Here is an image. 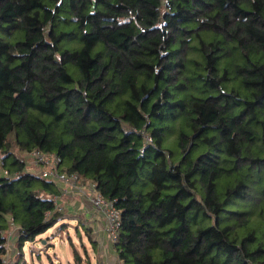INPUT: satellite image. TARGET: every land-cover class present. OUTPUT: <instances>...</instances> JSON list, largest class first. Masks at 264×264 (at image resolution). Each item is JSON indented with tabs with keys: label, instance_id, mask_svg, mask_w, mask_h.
<instances>
[{
	"label": "trees",
	"instance_id": "1",
	"mask_svg": "<svg viewBox=\"0 0 264 264\" xmlns=\"http://www.w3.org/2000/svg\"><path fill=\"white\" fill-rule=\"evenodd\" d=\"M33 150L115 201L121 264H264V0H0V264L65 218Z\"/></svg>",
	"mask_w": 264,
	"mask_h": 264
},
{
	"label": "crops",
	"instance_id": "2",
	"mask_svg": "<svg viewBox=\"0 0 264 264\" xmlns=\"http://www.w3.org/2000/svg\"><path fill=\"white\" fill-rule=\"evenodd\" d=\"M90 183L91 181H86V184L81 185L82 188H80L81 186L73 188L69 184L57 183L59 193L53 197L54 200L57 201V207L65 214V218L59 221L55 226H58L60 223H62V225L71 224L73 227L80 229L81 234L84 229L87 231L88 236L89 238L91 237V239L89 240V238L86 237L88 241L83 242L84 245H86L85 249L88 254L94 258V261L91 264H121L114 245H112L107 238L105 216L103 213L94 209V206L90 202ZM53 227L50 229H53ZM18 233L19 227L15 225L7 231L8 248L10 249L13 258L19 251L17 246ZM42 234L38 235L33 241H36ZM28 242H26L25 245H27ZM25 245L23 251L25 250ZM90 245L94 252L93 254L89 250L91 248ZM73 248L78 251L76 247ZM25 256L26 252L24 251V258ZM83 262L80 264H84Z\"/></svg>",
	"mask_w": 264,
	"mask_h": 264
},
{
	"label": "rangeland",
	"instance_id": "3",
	"mask_svg": "<svg viewBox=\"0 0 264 264\" xmlns=\"http://www.w3.org/2000/svg\"><path fill=\"white\" fill-rule=\"evenodd\" d=\"M20 155L25 159L27 163L26 169L34 171L37 174L40 173L41 169L35 166L33 162L34 160L31 159L29 153L20 152ZM91 183H90L91 194L89 198H90V202L94 206L92 202L94 191ZM83 184H86L85 180L78 181L79 187ZM80 188H82V186ZM94 209H96V207H94ZM86 237L89 238L88 233L85 229L81 234L80 229L73 227L71 224L62 225V223H60L58 226H54L53 229H49L46 232H44L36 241L33 242L29 241L27 245H25L26 246L24 250L26 252L25 263L26 264H78L77 262L75 263V248H73L76 247L78 251H80L79 253L82 257V262L84 261L83 262L84 264H91L93 263L94 258H92V256H90L87 250L85 249L86 245H84V242L88 241ZM107 238L108 239L110 238L108 234H107ZM90 239L91 237L89 238V240ZM109 241L113 245L110 239ZM89 250L92 254L94 253L92 251V247Z\"/></svg>",
	"mask_w": 264,
	"mask_h": 264
},
{
	"label": "built area",
	"instance_id": "4",
	"mask_svg": "<svg viewBox=\"0 0 264 264\" xmlns=\"http://www.w3.org/2000/svg\"><path fill=\"white\" fill-rule=\"evenodd\" d=\"M29 156L34 160L35 166L41 169L39 175L43 176L48 180L56 181L57 183H65L71 185L73 188H78V181L80 180L78 174L73 173L68 175L60 172L58 167L62 161L59 154L55 152H44L41 150H33L29 153ZM93 186V197L92 202L96 209L103 213L105 216V230L110 237L113 245L118 239V230L121 225V214L115 206V201L112 199H106L103 195L96 190L94 183ZM56 202V200H55ZM57 204V202H56ZM6 254L4 256V264H14L13 256L11 255L10 249L8 248V242L6 243Z\"/></svg>",
	"mask_w": 264,
	"mask_h": 264
}]
</instances>
